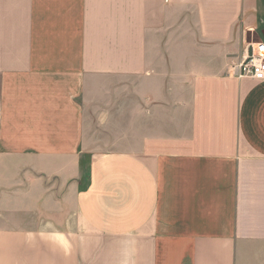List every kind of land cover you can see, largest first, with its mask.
<instances>
[{
    "label": "crops",
    "instance_id": "obj_1",
    "mask_svg": "<svg viewBox=\"0 0 264 264\" xmlns=\"http://www.w3.org/2000/svg\"><path fill=\"white\" fill-rule=\"evenodd\" d=\"M264 0H0V264H264Z\"/></svg>",
    "mask_w": 264,
    "mask_h": 264
},
{
    "label": "built area",
    "instance_id": "obj_2",
    "mask_svg": "<svg viewBox=\"0 0 264 264\" xmlns=\"http://www.w3.org/2000/svg\"><path fill=\"white\" fill-rule=\"evenodd\" d=\"M235 70L238 78L264 81V41L248 43Z\"/></svg>",
    "mask_w": 264,
    "mask_h": 264
},
{
    "label": "rangeland",
    "instance_id": "obj_3",
    "mask_svg": "<svg viewBox=\"0 0 264 264\" xmlns=\"http://www.w3.org/2000/svg\"><path fill=\"white\" fill-rule=\"evenodd\" d=\"M253 41H255V42L264 41V12L261 15L259 26H258L255 34L253 35V37L249 40V43L253 42ZM236 67H237V65L233 66L232 69L235 70ZM233 74H235V73L233 72Z\"/></svg>",
    "mask_w": 264,
    "mask_h": 264
}]
</instances>
